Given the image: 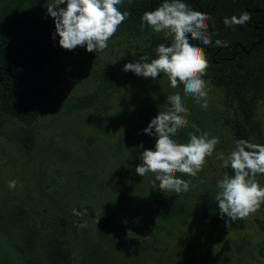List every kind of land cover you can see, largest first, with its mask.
I'll list each match as a JSON object with an SVG mask.
<instances>
[{
    "label": "rangeland",
    "instance_id": "374dc122",
    "mask_svg": "<svg viewBox=\"0 0 264 264\" xmlns=\"http://www.w3.org/2000/svg\"><path fill=\"white\" fill-rule=\"evenodd\" d=\"M6 2L0 0V8ZM49 3L38 0L37 6L46 9ZM116 41L91 52L82 66H58L45 79L58 101L57 113L28 126L0 115V204H20L36 221L64 217L69 264H264V204L235 227L216 218V200L203 193L218 191L225 168L216 155L227 156L235 147L225 124L231 112L223 90L210 84L208 107L202 110L183 85L172 88L163 73L153 80L125 72L126 63L139 60L140 50ZM107 67L129 74L121 93L88 109L65 111L70 98L95 90L97 75ZM175 93L190 113L175 139L187 143L189 132L220 139L197 177L175 174L191 182L190 191L179 196L162 192L153 173L135 172L142 151L155 145L156 138L143 129ZM253 119L264 136L263 103L254 107ZM249 142L258 143L253 135ZM83 178L93 179V202L80 195ZM12 180L18 181L15 189L8 186ZM257 180L264 186V174ZM15 246L0 225V264H26Z\"/></svg>",
    "mask_w": 264,
    "mask_h": 264
},
{
    "label": "trees",
    "instance_id": "16d2710c",
    "mask_svg": "<svg viewBox=\"0 0 264 264\" xmlns=\"http://www.w3.org/2000/svg\"><path fill=\"white\" fill-rule=\"evenodd\" d=\"M37 2L7 0L0 8V115L26 126L40 116L58 112V101L45 79L58 66L73 63L82 66L89 61L91 53L79 46L73 51L61 48L59 36L55 35L53 39V18L47 15V9L39 8ZM163 2L131 0L129 4L128 0H124V4L118 7L130 15L108 43L117 40L125 41L129 48L138 45L139 56L147 55L149 60L156 58V47L161 43L168 45L171 40H166L163 33H155L147 25L142 30L141 17ZM182 2L210 17L207 31L212 37V44L193 43L204 48L209 61L206 77L210 84L223 90L224 105L231 112L225 124L234 141H249V135H253L259 144H264V136L253 119L256 104H264V0ZM244 11L251 13V19L246 24L224 25L225 17H239ZM217 39L226 41L228 46H215ZM128 77L125 72L119 73L107 67L97 75L95 90L70 98L64 110L88 109L102 100L113 98L121 93ZM27 141L30 142V139ZM225 173L234 175L230 167L225 168ZM78 187L83 199L95 201L93 179L83 178ZM203 193L207 199H215L217 192L204 190ZM88 209L89 216L93 217ZM214 215L232 226L241 227V219L228 221L227 217H220L219 211ZM0 225L13 235L16 250L25 258L26 264L70 263V252L62 241L66 234L64 217L50 216L36 221L20 204H0Z\"/></svg>",
    "mask_w": 264,
    "mask_h": 264
},
{
    "label": "clouds",
    "instance_id": "9594fccd",
    "mask_svg": "<svg viewBox=\"0 0 264 264\" xmlns=\"http://www.w3.org/2000/svg\"><path fill=\"white\" fill-rule=\"evenodd\" d=\"M123 4L124 0H51L46 9L55 23L53 39L58 35L59 46L65 50L73 51L79 46L87 52H102L130 15L128 11H120L118 6ZM209 19L207 13L194 10L182 0H164L158 8L143 13L141 28L147 25L155 33H163L171 43L159 44L155 49L156 58L150 62L147 55H142L136 62L126 63L123 70L153 80L163 73L172 88L183 85L184 93L194 98L202 110H207L211 86L203 77L209 61L204 48L193 41L205 46L212 44L207 31ZM250 19L251 13L244 11L239 17H225L223 23L226 27L242 26ZM215 46L227 47L228 44L217 39ZM167 101L166 110L159 111L143 129L144 134L156 138L155 145L154 149L142 151L141 163L135 167V172L141 177L153 173L162 192L179 196L190 191L191 182L175 174L197 177L207 158L213 156L220 139L209 132L200 135L189 132L188 142L179 143L175 137L188 124L186 116L190 113L179 93L169 95ZM192 127L201 132L196 125ZM216 158L222 161L221 167H230L234 173L231 176L225 173L216 182L215 200L220 217L235 221L257 212L264 204V186L257 180L258 174H264V144L237 139L227 156L221 152ZM17 183L12 180L8 186L15 189Z\"/></svg>",
    "mask_w": 264,
    "mask_h": 264
}]
</instances>
